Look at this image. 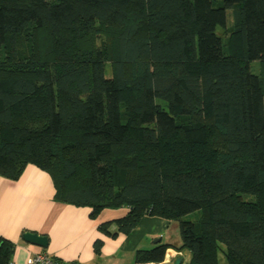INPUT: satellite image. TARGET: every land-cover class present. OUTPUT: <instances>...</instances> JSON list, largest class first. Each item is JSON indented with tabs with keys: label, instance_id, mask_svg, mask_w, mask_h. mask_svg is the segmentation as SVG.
<instances>
[{
	"label": "trees",
	"instance_id": "obj_1",
	"mask_svg": "<svg viewBox=\"0 0 264 264\" xmlns=\"http://www.w3.org/2000/svg\"><path fill=\"white\" fill-rule=\"evenodd\" d=\"M217 1L0 0V178L31 165L55 202L124 209L112 238L176 222L180 264H264V0Z\"/></svg>",
	"mask_w": 264,
	"mask_h": 264
},
{
	"label": "crops",
	"instance_id": "obj_2",
	"mask_svg": "<svg viewBox=\"0 0 264 264\" xmlns=\"http://www.w3.org/2000/svg\"><path fill=\"white\" fill-rule=\"evenodd\" d=\"M53 192L49 176L31 165L16 181L0 178V238L14 245L9 264H25L39 251L76 264H137L136 251H149L154 260H161L149 264L187 260L185 252L173 249L180 245L176 222L143 217L128 236L112 238L102 235L97 227L122 218L124 209L104 210L92 219L87 208L55 202ZM26 232L46 238V248L25 243L22 235ZM96 241L101 242L98 251L93 247ZM166 245L169 247L163 250Z\"/></svg>",
	"mask_w": 264,
	"mask_h": 264
},
{
	"label": "rangeland",
	"instance_id": "obj_3",
	"mask_svg": "<svg viewBox=\"0 0 264 264\" xmlns=\"http://www.w3.org/2000/svg\"><path fill=\"white\" fill-rule=\"evenodd\" d=\"M210 1V5L213 7V8H218L219 6V2L216 0L212 1V0H209ZM211 1H212V4H211ZM232 2L234 3H237V0H232ZM222 16H223V19H224V22H225V28H221V27H217L216 28V37H215V53L218 54L219 53V48H220V43H221V40L222 38L224 37V34H225V31L228 29L229 26H231V24L233 23V11H224L222 12ZM44 44H41V50L44 48ZM251 71L253 72H258L260 75H261V69L258 68V66L256 64H253L252 65V68H251ZM264 88V86H263ZM263 105H264V98H263ZM165 122H166V127L168 128V130H171L172 129V122L171 120L166 117L165 118ZM196 207L193 206V205H189L188 207V211L189 212H192L193 210H195ZM218 259H219V264H225V261L223 259V255L222 253H220L218 255Z\"/></svg>",
	"mask_w": 264,
	"mask_h": 264
},
{
	"label": "built area",
	"instance_id": "obj_4",
	"mask_svg": "<svg viewBox=\"0 0 264 264\" xmlns=\"http://www.w3.org/2000/svg\"><path fill=\"white\" fill-rule=\"evenodd\" d=\"M25 264H76L73 262H63L57 260L43 251L35 253L33 256L26 259Z\"/></svg>",
	"mask_w": 264,
	"mask_h": 264
},
{
	"label": "water",
	"instance_id": "obj_5",
	"mask_svg": "<svg viewBox=\"0 0 264 264\" xmlns=\"http://www.w3.org/2000/svg\"><path fill=\"white\" fill-rule=\"evenodd\" d=\"M22 240L30 245H34L39 248H46V238L37 233L26 232L22 235ZM180 261L177 259L175 260L174 264H179Z\"/></svg>",
	"mask_w": 264,
	"mask_h": 264
}]
</instances>
